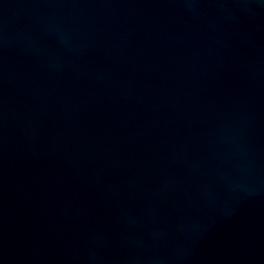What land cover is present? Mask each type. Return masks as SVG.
Segmentation results:
<instances>
[{"label": "water", "instance_id": "1", "mask_svg": "<svg viewBox=\"0 0 264 264\" xmlns=\"http://www.w3.org/2000/svg\"><path fill=\"white\" fill-rule=\"evenodd\" d=\"M0 264H264V0H0Z\"/></svg>", "mask_w": 264, "mask_h": 264}]
</instances>
